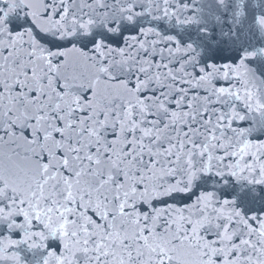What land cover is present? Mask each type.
Masks as SVG:
<instances>
[{
    "label": "snow or ice",
    "instance_id": "1",
    "mask_svg": "<svg viewBox=\"0 0 264 264\" xmlns=\"http://www.w3.org/2000/svg\"><path fill=\"white\" fill-rule=\"evenodd\" d=\"M0 264H264V0H0Z\"/></svg>",
    "mask_w": 264,
    "mask_h": 264
}]
</instances>
